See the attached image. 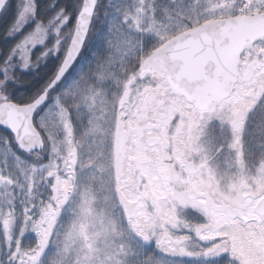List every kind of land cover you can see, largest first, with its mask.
<instances>
[{"label": "flooded vegetation", "instance_id": "af4514ba", "mask_svg": "<svg viewBox=\"0 0 264 264\" xmlns=\"http://www.w3.org/2000/svg\"><path fill=\"white\" fill-rule=\"evenodd\" d=\"M203 1L180 0L182 32L157 50L215 21L236 18L252 21L264 16V0H228L226 4L224 0H211L208 9L203 7ZM150 56L115 98L110 99L117 101V111L113 129L106 133L110 137L102 143L100 151L104 159L101 170L104 187L109 189L102 193L110 196L107 206L113 210L112 216L119 219L123 216L127 221L138 218L144 223L149 221L150 227L162 232L161 245L151 242L156 239L154 233H145L136 240L143 245L137 250L157 255L159 261L168 255L167 251L171 252L160 248L172 240L166 231L168 227H175L176 234L182 232L180 235L191 236L199 244L217 243L222 238L204 240L203 237L222 220L229 232L237 233L241 240L233 244L229 237L216 264L225 260L227 264H264V37L242 52L230 98L208 111L197 110L171 88L166 76L147 67ZM64 89L68 91L69 85ZM58 103L62 107L59 99L53 105ZM72 123L69 159L60 162L57 158L55 173L58 176L60 168L67 167L70 188L63 202L75 209L78 205H93L92 201L82 202L81 198L93 190L88 177L94 163L88 158L89 129ZM234 171L240 173L235 178L237 186L225 182L228 191L221 188L224 185L219 187L216 178ZM106 175L112 179L106 180ZM56 179L58 193L59 178ZM124 191L130 192L132 198ZM142 211L147 212L141 216ZM251 224L255 226L254 235L246 237L249 228L246 226ZM248 240L253 244L250 252L253 255L245 254L244 242ZM136 241L134 245L138 246ZM177 250L179 258H174L175 262L197 259L190 257L184 248ZM218 250L215 246L207 256H215Z\"/></svg>", "mask_w": 264, "mask_h": 264}, {"label": "rangeland", "instance_id": "374dc122", "mask_svg": "<svg viewBox=\"0 0 264 264\" xmlns=\"http://www.w3.org/2000/svg\"><path fill=\"white\" fill-rule=\"evenodd\" d=\"M227 2L229 1L224 0L225 4ZM211 3V0H204L203 7L208 9L211 7ZM130 6L131 8L128 10H121L127 13L124 16L120 17V12H118L113 17L115 24L110 31L112 40L116 42L110 46L114 58L113 63L131 57L140 50L142 51L145 44L144 40L161 42L162 46L174 35L182 32L180 27V0H131ZM208 16L211 17L212 15ZM86 102L89 105L87 113H90L91 117L87 125L91 141L88 158L92 160L91 163H94L88 177V183L90 189L93 190L91 194H86L85 198H81V201H92L93 205L89 207L78 205V208L73 209L70 207L71 205L63 202L66 200L65 194L70 188L66 179L67 167L60 168L57 176L55 163L57 158L60 159V162L69 159L71 125L68 115L59 103L52 105L41 118V125L50 136L49 163L40 168L30 167L22 163L17 174L19 180H12L6 168L0 170V182L5 180L10 184L9 187L7 184L0 187V190L4 191L2 204L5 202L6 205V208H0L1 218L10 229H14L19 216H24L26 223L22 232L23 236L34 237L39 244L38 248L30 253L21 250L13 252L14 264H31L33 259L38 257L43 244L48 243L47 237L54 241L51 252L55 264H129L134 259L139 260L140 258V251L134 247V242L138 236L154 233L156 239L151 242L158 245L161 243L159 236H162V232L150 227L149 221L144 223L139 218L127 221L123 216L121 219L118 216H112L110 211L113 210L107 206L110 196L104 194L109 189L104 187L101 171L104 159L100 146L110 137L107 134L112 131L114 126L113 120L117 111V101L109 102L106 95L103 94V96L97 95L90 102L89 100ZM44 158L45 155L42 158H36V161H42ZM239 174L234 171L231 175L228 173L219 175L216 178L219 187L225 182L237 186L235 178H239ZM57 177L59 178L58 193L56 191ZM105 177H107L106 180L112 179L110 175ZM257 185L260 184L257 183ZM8 188L11 189V193L9 197L8 194L6 197ZM221 188L226 190L228 187L224 185ZM158 190L159 193L163 192L161 186L158 187ZM124 194L132 198L130 192L124 191ZM14 206H17L16 209ZM14 209L17 212L11 213L7 217V214ZM146 212L142 211L141 216ZM57 217L58 219H56ZM253 226L254 224L246 226V229L249 227L246 237L254 235L255 226ZM174 228L170 226L166 229L172 240L164 242L163 246L160 247L166 251L170 249L171 252L167 251L168 255L162 261H157V264H175L174 258H179V251L177 250L179 248H184L190 257L197 258V261H186L190 262L189 264H216L222 258L228 238L230 237L233 244L240 238L237 233H230L222 220H219L215 227L203 237L204 240L222 238L217 243L205 244L202 241L199 244L191 236L180 235L182 233L180 227H178L180 234H176ZM184 238H186L185 243ZM122 239H125L126 243L123 244ZM118 241L122 243L119 244ZM248 241L244 242L245 254L253 255L251 254L253 244L251 240ZM181 243H183L182 246ZM139 245L143 247V245ZM215 246L219 249L218 253L215 256H207V252ZM196 249L203 251H196ZM178 263L181 264L183 261ZM223 263L227 264L226 260ZM144 264L146 263L144 262Z\"/></svg>", "mask_w": 264, "mask_h": 264}, {"label": "trees", "instance_id": "16d2710c", "mask_svg": "<svg viewBox=\"0 0 264 264\" xmlns=\"http://www.w3.org/2000/svg\"><path fill=\"white\" fill-rule=\"evenodd\" d=\"M83 1H10L0 17V104L10 102L27 106L47 91L67 51ZM129 4L131 5V0L99 1L89 37L79 60L58 90L49 93L47 105L35 118V126L45 141L43 153L22 154L13 136L0 129V170L6 168L12 180L18 179L17 174L22 163L36 168L49 163L50 136L42 127L41 118L55 99L61 101L70 123L78 124L79 128L86 130L88 121L91 120L90 113H87L89 105L86 100L90 102L95 96L104 94L108 101L112 102L110 99L115 98L130 78L139 72L147 57L161 46V42L144 40L142 51L122 61L112 62L114 58L110 46L116 44L110 35L115 24L113 17L118 12L120 17L127 14L121 10L130 9ZM67 85L68 91H62ZM44 155V160L36 161V158H42ZM4 184H7V187L10 185L3 180L0 187ZM3 192L0 190V208H6L5 202L2 204ZM10 193L11 189L8 188L5 196L8 194L9 197ZM14 207L16 209L17 206ZM15 209L7 214V217L11 213L15 214ZM25 223V217L20 215L14 229H10L0 216V264H14L12 255L17 250L30 253L38 248V241L34 237L23 236ZM47 242L40 248L38 257L36 256L31 264H55L51 252L54 241L47 237ZM118 242L126 243L125 239ZM134 247L141 249L139 244ZM139 253V260L134 259L129 264H157L160 259L157 255ZM175 264L180 263L177 261ZM219 264L224 263L221 261Z\"/></svg>", "mask_w": 264, "mask_h": 264}, {"label": "water", "instance_id": "95a60500", "mask_svg": "<svg viewBox=\"0 0 264 264\" xmlns=\"http://www.w3.org/2000/svg\"><path fill=\"white\" fill-rule=\"evenodd\" d=\"M11 0H0V17ZM100 0H84L62 67L48 90L27 106L0 104V129L11 134L25 155L42 153L45 141L35 118L79 60L89 37ZM264 37V16L215 21L181 35L151 55L147 67L167 77L171 88L199 111L229 99L237 81L240 56L246 46ZM119 156H123L120 141ZM120 163L122 161L120 160Z\"/></svg>", "mask_w": 264, "mask_h": 264}]
</instances>
